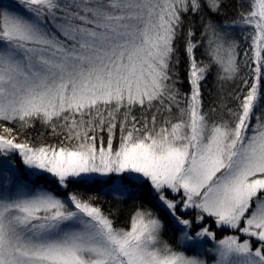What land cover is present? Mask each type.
Masks as SVG:
<instances>
[{
  "label": "snow or ice",
  "instance_id": "obj_1",
  "mask_svg": "<svg viewBox=\"0 0 264 264\" xmlns=\"http://www.w3.org/2000/svg\"><path fill=\"white\" fill-rule=\"evenodd\" d=\"M0 264H264V0H0Z\"/></svg>",
  "mask_w": 264,
  "mask_h": 264
},
{
  "label": "trees",
  "instance_id": "obj_2",
  "mask_svg": "<svg viewBox=\"0 0 264 264\" xmlns=\"http://www.w3.org/2000/svg\"><path fill=\"white\" fill-rule=\"evenodd\" d=\"M232 9H233V12L235 10V2H233V5H232ZM230 15H232V12L229 13ZM209 89H212L213 93H215V88H214V80H210L209 81V85H208ZM208 99H212V97H208ZM44 138L48 141V142H52L54 143L55 142V139L53 137H51L49 135V133H45V136ZM18 164H19V160H17ZM102 203H103V206L105 208H108V207H115L116 206V202L114 200H112L111 198H108V200L104 201L102 200ZM145 203H148L147 201H145ZM151 206V205H149ZM119 207H121L124 211L122 213V215L119 217V220L118 222L121 224V225H125L126 224V221H127V218H128V215L133 207V203L132 201H128L127 203L125 204H121L119 205ZM161 215H163V213H161ZM170 233H173V235L176 236V233L174 231H165V233L169 234ZM166 236V234H165ZM167 237V236H166Z\"/></svg>",
  "mask_w": 264,
  "mask_h": 264
},
{
  "label": "rangeland",
  "instance_id": "obj_3",
  "mask_svg": "<svg viewBox=\"0 0 264 264\" xmlns=\"http://www.w3.org/2000/svg\"><path fill=\"white\" fill-rule=\"evenodd\" d=\"M241 46L243 47L244 46V42H243V40L241 39ZM18 163V162H17ZM22 167V166H21ZM165 234H166V236H165ZM224 234H227V233H224ZM164 236H165V239H167L170 243H173V244H175V242H176V239H177V236H175V235H173V233H170L169 232V234H167V233H164ZM222 238V237H221Z\"/></svg>",
  "mask_w": 264,
  "mask_h": 264
}]
</instances>
